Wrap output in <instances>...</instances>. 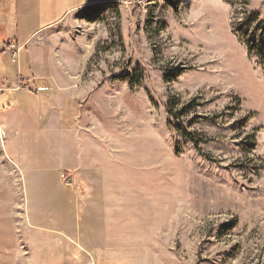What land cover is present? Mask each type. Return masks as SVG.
<instances>
[{
  "label": "rangeland",
  "instance_id": "obj_1",
  "mask_svg": "<svg viewBox=\"0 0 264 264\" xmlns=\"http://www.w3.org/2000/svg\"><path fill=\"white\" fill-rule=\"evenodd\" d=\"M114 2L55 31L95 139L87 207L0 136V264H264V0Z\"/></svg>",
  "mask_w": 264,
  "mask_h": 264
},
{
  "label": "crops",
  "instance_id": "obj_2",
  "mask_svg": "<svg viewBox=\"0 0 264 264\" xmlns=\"http://www.w3.org/2000/svg\"><path fill=\"white\" fill-rule=\"evenodd\" d=\"M111 3L114 0H0V89L5 90L0 92V136L5 153L23 176H36L40 170L37 176L47 190H54V182H59L61 167L70 172L77 187L74 185L76 189H68V193H72L75 207L80 209L87 207L89 188L97 181L96 164L92 161L96 154L84 163L81 145L87 141L91 145L89 152H94L95 139L88 129L81 130L77 106L83 95L75 89L76 77L67 59L69 52L62 49L64 57L56 47L55 31L83 10ZM32 10L37 15L36 27L29 30ZM12 43L22 48L18 64L11 60ZM19 75L30 82L13 91ZM95 198L92 204L105 208L104 194L96 193Z\"/></svg>",
  "mask_w": 264,
  "mask_h": 264
},
{
  "label": "built area",
  "instance_id": "obj_3",
  "mask_svg": "<svg viewBox=\"0 0 264 264\" xmlns=\"http://www.w3.org/2000/svg\"><path fill=\"white\" fill-rule=\"evenodd\" d=\"M9 50H10V54H11V60L14 64H18L19 63V57H20V52L22 51V48L19 47L17 44L12 43L9 45ZM2 79L0 78V83H2ZM25 82H30V79L24 78L22 76L19 75L18 77V85L13 88V91H19L23 84ZM5 91L0 89V92Z\"/></svg>",
  "mask_w": 264,
  "mask_h": 264
},
{
  "label": "trees",
  "instance_id": "obj_4",
  "mask_svg": "<svg viewBox=\"0 0 264 264\" xmlns=\"http://www.w3.org/2000/svg\"><path fill=\"white\" fill-rule=\"evenodd\" d=\"M254 18L257 19V16H253ZM249 53L252 54L253 53V48H249ZM260 55V54H259Z\"/></svg>",
  "mask_w": 264,
  "mask_h": 264
}]
</instances>
